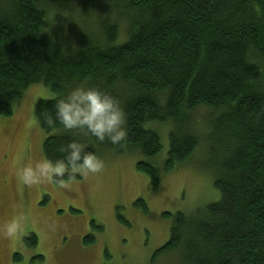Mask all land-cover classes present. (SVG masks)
I'll return each instance as SVG.
<instances>
[{
  "label": "trees",
  "instance_id": "trees-1",
  "mask_svg": "<svg viewBox=\"0 0 264 264\" xmlns=\"http://www.w3.org/2000/svg\"><path fill=\"white\" fill-rule=\"evenodd\" d=\"M96 8L93 28L83 17ZM37 85L53 94L34 109L45 158H62L59 149L72 139L98 156L140 153L153 164L139 161L137 171L154 192L162 173L203 152L202 134L210 133L219 199L176 213L151 264L164 256L177 264H264V0H0V117L13 116ZM79 85L120 102L128 130L123 147L47 126L55 97ZM155 125L169 128L162 169L154 165L162 150ZM135 206L147 213L143 200ZM25 245L33 249L37 237L29 235Z\"/></svg>",
  "mask_w": 264,
  "mask_h": 264
},
{
  "label": "rangeland",
  "instance_id": "rangeland-1",
  "mask_svg": "<svg viewBox=\"0 0 264 264\" xmlns=\"http://www.w3.org/2000/svg\"><path fill=\"white\" fill-rule=\"evenodd\" d=\"M96 12L97 8L89 10L84 24L95 28ZM118 19L117 40L121 43L124 21ZM57 21L63 23L64 19ZM51 98L48 89L33 86L13 116L0 117V227L13 215L23 213L27 217L18 237L9 239L0 233V264H151L153 255L169 240L176 213L189 215L218 201L219 193L213 187L216 151L210 133H201L203 152L162 173L155 192L149 178L136 168L139 161L150 160L140 153L117 155L109 151L99 155L105 162L102 172L66 180V188L49 183L23 184L17 179V171L45 158V133L36 122L34 109L40 99ZM203 115V111L196 114L199 122ZM150 129L161 140L162 150L154 165L162 169L169 128L155 125ZM138 200L144 201L147 213L135 206ZM92 222L101 230L94 229ZM29 235L37 237L33 249L25 245ZM88 236L94 237L93 243L85 244ZM15 255L21 258L18 263L13 262ZM156 264H177V258L164 256Z\"/></svg>",
  "mask_w": 264,
  "mask_h": 264
},
{
  "label": "clouds",
  "instance_id": "clouds-1",
  "mask_svg": "<svg viewBox=\"0 0 264 264\" xmlns=\"http://www.w3.org/2000/svg\"><path fill=\"white\" fill-rule=\"evenodd\" d=\"M53 107L55 116L45 118L50 129L55 130L58 123L68 133L94 138L100 144L109 143L113 147H123L127 141V119L120 102L99 88L72 87L66 94L55 97ZM88 147L72 139L59 149L62 158L29 163L17 171V179L27 186L49 183L66 188V175L74 179L77 175L98 174L105 168V162L94 151H88ZM26 223L23 213L13 215L0 227V233L5 238H16Z\"/></svg>",
  "mask_w": 264,
  "mask_h": 264
}]
</instances>
